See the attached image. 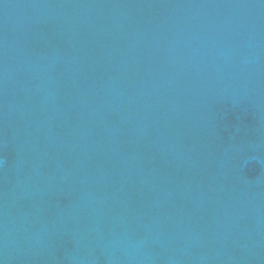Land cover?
I'll use <instances>...</instances> for the list:
<instances>
[{"label":"water","instance_id":"obj_1","mask_svg":"<svg viewBox=\"0 0 264 264\" xmlns=\"http://www.w3.org/2000/svg\"><path fill=\"white\" fill-rule=\"evenodd\" d=\"M0 264H264V0H0Z\"/></svg>","mask_w":264,"mask_h":264}]
</instances>
